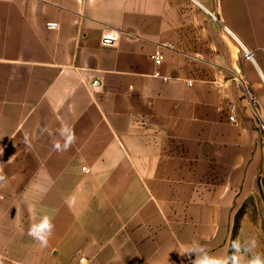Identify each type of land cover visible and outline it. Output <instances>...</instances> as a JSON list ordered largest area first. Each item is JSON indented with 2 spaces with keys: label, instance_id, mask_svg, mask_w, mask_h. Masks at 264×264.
I'll use <instances>...</instances> for the list:
<instances>
[{
  "label": "crops",
  "instance_id": "obj_1",
  "mask_svg": "<svg viewBox=\"0 0 264 264\" xmlns=\"http://www.w3.org/2000/svg\"><path fill=\"white\" fill-rule=\"evenodd\" d=\"M261 121L264 0H0V264L264 253Z\"/></svg>",
  "mask_w": 264,
  "mask_h": 264
},
{
  "label": "clouds",
  "instance_id": "obj_2",
  "mask_svg": "<svg viewBox=\"0 0 264 264\" xmlns=\"http://www.w3.org/2000/svg\"><path fill=\"white\" fill-rule=\"evenodd\" d=\"M42 133L52 135L47 127L40 130ZM60 139L53 141V148L59 153L66 152L77 142V136L74 129L67 123H62L58 129ZM27 133L25 134V143L31 147V139ZM6 177L3 174V168L0 167V187L6 185ZM55 225L48 216H44L38 223H33L28 230V235L43 248L47 247L50 238L53 235ZM257 240L255 237H250L241 242L239 239L231 244V255H210L205 246L199 243H193L186 247L183 254L195 258L191 264H264V253L256 252ZM245 253H251L250 256H245Z\"/></svg>",
  "mask_w": 264,
  "mask_h": 264
},
{
  "label": "built area",
  "instance_id": "obj_3",
  "mask_svg": "<svg viewBox=\"0 0 264 264\" xmlns=\"http://www.w3.org/2000/svg\"><path fill=\"white\" fill-rule=\"evenodd\" d=\"M25 1H31V0H25ZM33 1L42 2L44 0H33ZM213 18L216 19V17H214V16H213ZM48 26L51 29H58L59 25L56 23H50ZM120 35H121L120 31H110V30L107 31L102 38L103 45L113 46L116 43V41L119 39ZM245 54H246L247 59L253 60V54H251L248 51H245ZM163 58L164 57L159 53L153 57V59L155 60V63L157 65L161 64V62L163 61ZM244 87L247 90V92L249 93L248 87H246V86H244ZM260 128H261V131L264 133V121H261Z\"/></svg>",
  "mask_w": 264,
  "mask_h": 264
}]
</instances>
